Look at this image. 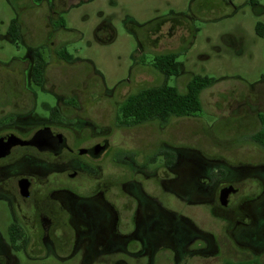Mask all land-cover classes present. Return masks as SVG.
<instances>
[{
	"label": "flooded vegetation",
	"instance_id": "flooded-vegetation-1",
	"mask_svg": "<svg viewBox=\"0 0 264 264\" xmlns=\"http://www.w3.org/2000/svg\"><path fill=\"white\" fill-rule=\"evenodd\" d=\"M78 1L35 3L45 24L30 40L24 37V23L18 18L19 39L30 46L29 57L22 61L27 63L29 82L53 95L56 102L44 104L47 116H35V91L26 85L28 102L19 108L0 103V138L14 136L24 142L0 150V264H22L21 256L29 261L52 256L56 264H75L79 253L85 255L83 264H96L92 253L99 257L147 254L154 264H189L195 255H205L207 259L209 250L217 255L230 247L229 243L259 256L256 264H264V144L253 139L264 129V111L257 113L259 129L242 135L263 152L262 157L235 165L204 151L193 160L189 148L181 150L173 143L158 144L148 151L137 149L133 130L175 121L186 125L199 114H154L140 120L122 112L129 96L163 85L179 90L181 77L192 74L180 61L179 74L168 75L158 69L155 59L163 55L180 58L185 53L193 32L195 38L200 31L191 26L197 13L228 8L237 11L243 5L264 9L261 0H189L186 11L171 13L162 26L146 36L141 44L143 53L137 59V64L141 61L155 73L157 84L126 85L128 95L111 103L103 118L97 117V112L105 109L98 106L99 102L82 103L79 96L48 85L46 68L50 59L45 60L37 47L48 46L50 58L55 50L62 62L74 60L60 56L65 28L58 22L68 4ZM257 24L264 28L263 22ZM107 28L111 29L101 25L97 34ZM258 36L264 38V34ZM175 41L181 46L179 50L173 45ZM151 42L153 49L162 46L168 50L150 53L153 62L147 65L144 52ZM39 58L46 62L41 83L33 78ZM195 75L198 74L189 80ZM119 88L117 85L106 91L108 99H117L122 94ZM186 90L187 84L184 91H179ZM102 147L104 151H100ZM226 188L229 192L224 204ZM198 207L212 219L215 229L198 224L190 211ZM195 236L206 241L205 248L200 242V250H191ZM115 263L127 264L122 258Z\"/></svg>",
	"mask_w": 264,
	"mask_h": 264
},
{
	"label": "rangeland",
	"instance_id": "rangeland-1",
	"mask_svg": "<svg viewBox=\"0 0 264 264\" xmlns=\"http://www.w3.org/2000/svg\"><path fill=\"white\" fill-rule=\"evenodd\" d=\"M39 1L0 0V103L19 108L23 102L29 101L24 88L29 85L35 91L34 114L45 117L44 104L54 105L55 97L29 82L27 63L22 61L29 57L30 46L19 38L12 41L9 34L11 21L19 17L24 23L26 40L33 38L40 30L39 26H44L35 7ZM70 3L59 14L58 24L65 28L62 48L74 60L62 62L56 57L55 50L51 51L53 56L50 58V48L37 44L44 59H50L46 81L67 95L79 96L82 103L99 102L98 106L105 109L97 112V117L103 118L109 112L107 107H112L111 103L128 95L125 93L126 85L157 84L155 73L150 68L146 69L143 62L137 64L143 53L141 44L153 28L162 26L171 17V13L186 11L189 0H79ZM261 4L264 7V0ZM262 12L264 9L261 7L253 9L243 5L237 11L228 8L197 13L198 17L191 26L194 31L196 28L200 31L195 38L193 32L185 53L178 58L192 74L186 73L181 77L178 88L184 91L193 74L213 77L215 82L201 94L203 112L186 125L175 121L165 126L148 124L133 130L137 149L148 151L156 149L158 144L173 143L181 150L189 148L188 153L193 160H197L199 152L204 151L230 165L262 157L263 152L248 137H242L259 129L257 113L264 111V38L258 36L255 29L258 21L264 23ZM105 24L111 29L97 34L99 27ZM152 43L144 52L147 65L153 62L150 53L168 50L162 46L153 49ZM173 45L176 50L181 47L176 41ZM128 78H131L129 82H123ZM170 84L173 85L172 82ZM117 85L121 87L122 94L117 99H108L106 91ZM121 136L124 137L125 133ZM190 211L201 227L215 229L212 219L199 207ZM200 242L205 248L206 241L195 236L191 250H200ZM229 244V249L223 248L217 255L209 250L207 259L205 255L197 254L189 264H256L259 256L247 254L239 246ZM84 256L83 253L75 255V264H83ZM91 256L96 258V264H116L120 258L127 264H154L147 254L135 257L113 253L109 257H99L92 253ZM20 260L22 264L57 262L52 256L37 261L21 256ZM157 264L165 263L159 261Z\"/></svg>",
	"mask_w": 264,
	"mask_h": 264
},
{
	"label": "trees",
	"instance_id": "trees-1",
	"mask_svg": "<svg viewBox=\"0 0 264 264\" xmlns=\"http://www.w3.org/2000/svg\"><path fill=\"white\" fill-rule=\"evenodd\" d=\"M257 32L259 35L264 34V28L261 24H257ZM9 34L12 41L19 38L21 28L19 22L13 19L9 26ZM60 56L68 61L73 60V56L65 51H61ZM158 69L168 75L179 74L181 63L178 56L163 55L155 59ZM46 62L43 58H39L33 69V78L37 83H41L44 79V69ZM215 79L208 75H195L187 83V90L180 92L174 86H158L140 91L127 98L122 106V112L129 117L147 120L154 114L175 116H195L203 112V103L201 99L202 92L210 87ZM264 120V115H261ZM257 142L264 144V129L253 136Z\"/></svg>",
	"mask_w": 264,
	"mask_h": 264
},
{
	"label": "water",
	"instance_id": "water-1",
	"mask_svg": "<svg viewBox=\"0 0 264 264\" xmlns=\"http://www.w3.org/2000/svg\"><path fill=\"white\" fill-rule=\"evenodd\" d=\"M21 142L22 141L19 138L14 137V136L0 138V150L9 149V147H11V146H13L15 144L21 143ZM22 143H24V142H22ZM104 149H105V147H102V148H100V151H104ZM224 191H223L222 198H223L224 204H226L225 200H226V197L228 196L229 190H228V188H226Z\"/></svg>",
	"mask_w": 264,
	"mask_h": 264
}]
</instances>
